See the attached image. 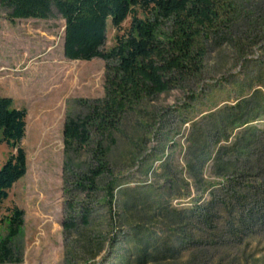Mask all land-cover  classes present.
Returning a JSON list of instances; mask_svg holds the SVG:
<instances>
[{
	"label": "rangeland",
	"instance_id": "1",
	"mask_svg": "<svg viewBox=\"0 0 264 264\" xmlns=\"http://www.w3.org/2000/svg\"><path fill=\"white\" fill-rule=\"evenodd\" d=\"M130 24L108 21L101 50ZM63 37L54 9L10 21L0 7V97L26 111V173L3 202L0 238L22 211L20 264H264V0L237 1L200 81L126 119L110 177L91 191L76 185L89 163L85 152L67 161L63 125L76 101L103 97L106 62L67 60ZM12 154L0 142V168Z\"/></svg>",
	"mask_w": 264,
	"mask_h": 264
},
{
	"label": "trees",
	"instance_id": "2",
	"mask_svg": "<svg viewBox=\"0 0 264 264\" xmlns=\"http://www.w3.org/2000/svg\"><path fill=\"white\" fill-rule=\"evenodd\" d=\"M238 0H0L8 19L46 20L54 9L64 21L63 55L70 61L106 62L103 97L78 100L75 116L63 125L67 161L87 154L89 166L76 176L77 187L91 191L110 177L109 153L114 134L141 105L173 89L200 81L210 43L224 35L236 17ZM136 8L143 13L138 18ZM131 18L129 31L103 52L107 22L119 30ZM26 111L0 97V142L14 150L0 168V212L12 187L26 173L24 138ZM107 184L105 202L113 198ZM23 213L13 207L0 238V264H20ZM88 215L82 216L87 223ZM141 260V258H139ZM128 261H125L127 264ZM140 262V261H139Z\"/></svg>",
	"mask_w": 264,
	"mask_h": 264
}]
</instances>
